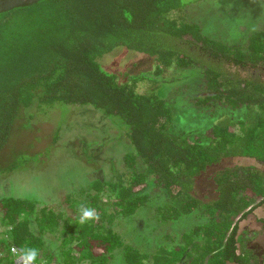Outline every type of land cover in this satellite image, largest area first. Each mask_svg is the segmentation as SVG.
<instances>
[{
  "label": "trees",
  "instance_id": "16d2710c",
  "mask_svg": "<svg viewBox=\"0 0 264 264\" xmlns=\"http://www.w3.org/2000/svg\"><path fill=\"white\" fill-rule=\"evenodd\" d=\"M197 1L37 0L0 12V173L33 158L31 119L48 106H93L131 145L127 178L92 180L66 200L70 212L0 196V259L13 263L16 245L37 248V264H264V248L239 225L264 205V23L231 43L221 36L228 17L179 13ZM123 47L143 58L120 66L104 57ZM183 103L200 127L185 131ZM233 157L256 163L222 164ZM149 188L163 201L158 220L195 221L153 249L126 244L111 226L146 205ZM82 202L97 220L79 224Z\"/></svg>",
  "mask_w": 264,
  "mask_h": 264
},
{
  "label": "rangeland",
  "instance_id": "374dc122",
  "mask_svg": "<svg viewBox=\"0 0 264 264\" xmlns=\"http://www.w3.org/2000/svg\"><path fill=\"white\" fill-rule=\"evenodd\" d=\"M179 13L189 19L206 17L209 21L217 16L223 23L228 17L221 36L233 43L247 30H253L264 23V0H198ZM104 57L111 64L124 66L131 64L138 57L143 58V54L123 47L118 48L116 52L106 53ZM180 105L176 116L179 117L183 128H187L185 131L194 125L200 127V124L192 123L199 115L192 114L186 104ZM31 122L35 130V138L29 148L33 158L28 159L21 168L0 173V196L31 197L55 211L70 212L72 207L70 201L66 200L79 196V189L87 186L92 180L117 179V174H121L123 179L127 178L122 157L131 150V145L116 118L105 116L90 105L58 104L43 108ZM22 134L25 136L27 133L22 131ZM233 163L256 162L252 158L233 157L226 159L222 164ZM215 169L216 167L209 168L201 176L202 195L208 192L211 185L209 176ZM148 191L150 198L146 205L139 207L132 215H116L111 226L118 231L126 244L153 249L168 245L170 239L165 233L173 235L175 240L195 221L188 215L172 220H158L156 207L163 201L158 197L159 191L152 188ZM263 218L264 205L256 207L239 222L240 229L260 232L255 235L259 249L264 248V232L262 233L260 222ZM56 235L55 232L48 234L47 241L55 249L58 246ZM113 261L118 262L117 256ZM120 263L124 264L122 260Z\"/></svg>",
  "mask_w": 264,
  "mask_h": 264
},
{
  "label": "clouds",
  "instance_id": "9594fccd",
  "mask_svg": "<svg viewBox=\"0 0 264 264\" xmlns=\"http://www.w3.org/2000/svg\"><path fill=\"white\" fill-rule=\"evenodd\" d=\"M99 217L94 208L88 206L86 203H80L78 205V221L83 225L90 221H95ZM11 252L13 256L17 258L20 264H36L39 256V250L35 247H22L19 250L16 247H12Z\"/></svg>",
  "mask_w": 264,
  "mask_h": 264
},
{
  "label": "water",
  "instance_id": "95a60500",
  "mask_svg": "<svg viewBox=\"0 0 264 264\" xmlns=\"http://www.w3.org/2000/svg\"><path fill=\"white\" fill-rule=\"evenodd\" d=\"M37 0H0V12L10 10L14 7L28 5Z\"/></svg>",
  "mask_w": 264,
  "mask_h": 264
},
{
  "label": "crops",
  "instance_id": "0c3cea01",
  "mask_svg": "<svg viewBox=\"0 0 264 264\" xmlns=\"http://www.w3.org/2000/svg\"><path fill=\"white\" fill-rule=\"evenodd\" d=\"M261 226H262V223H261ZM251 233H252V237H251V242L252 243H255V244H257V242L255 241V235H257V234H259L260 232H255V231H251ZM263 233V232H262ZM169 244V243H168ZM12 261V260H11ZM182 261H184V257L181 259V260H179L178 262H177V264H181L182 263ZM0 264H13V263H10V262H7L6 260H2V259H0ZM225 264H235V263H233V262H226Z\"/></svg>",
  "mask_w": 264,
  "mask_h": 264
},
{
  "label": "built area",
  "instance_id": "2783aa9c",
  "mask_svg": "<svg viewBox=\"0 0 264 264\" xmlns=\"http://www.w3.org/2000/svg\"><path fill=\"white\" fill-rule=\"evenodd\" d=\"M12 247H16L18 250L20 249L18 246L16 245H10L9 247V250H10V254L12 256V259H13V264H20V262L17 260V258L15 256H13L12 252H11V249ZM37 264V263H36Z\"/></svg>",
  "mask_w": 264,
  "mask_h": 264
}]
</instances>
